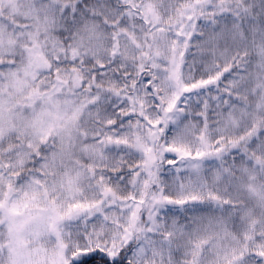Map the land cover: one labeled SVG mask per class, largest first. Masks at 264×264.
<instances>
[{
    "label": "snow or ice",
    "instance_id": "1",
    "mask_svg": "<svg viewBox=\"0 0 264 264\" xmlns=\"http://www.w3.org/2000/svg\"><path fill=\"white\" fill-rule=\"evenodd\" d=\"M0 264H264V0H0Z\"/></svg>",
    "mask_w": 264,
    "mask_h": 264
}]
</instances>
